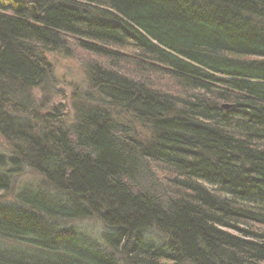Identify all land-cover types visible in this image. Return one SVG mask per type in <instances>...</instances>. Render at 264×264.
I'll use <instances>...</instances> for the list:
<instances>
[{
	"label": "trees",
	"instance_id": "obj_1",
	"mask_svg": "<svg viewBox=\"0 0 264 264\" xmlns=\"http://www.w3.org/2000/svg\"><path fill=\"white\" fill-rule=\"evenodd\" d=\"M30 1L0 14V264H264V0ZM73 48V123L8 112Z\"/></svg>",
	"mask_w": 264,
	"mask_h": 264
},
{
	"label": "rangeland",
	"instance_id": "obj_2",
	"mask_svg": "<svg viewBox=\"0 0 264 264\" xmlns=\"http://www.w3.org/2000/svg\"><path fill=\"white\" fill-rule=\"evenodd\" d=\"M0 14L13 16L14 13L9 7L4 9L0 6ZM38 53L47 66L45 81L31 91H26L25 97L21 96V105L11 106L13 108L7 110L27 118L37 128L45 126L53 129L55 127L53 124L67 127L74 121L75 106L85 102L84 94L89 90L86 69L88 56L74 48L68 54L62 51L42 50ZM11 152L10 144L0 136V155L9 156ZM23 173L13 177V192L25 186H36L41 182V178L35 172L24 169ZM13 194L12 192L6 194L5 200L12 199ZM64 226H71L77 231L84 232L95 239L102 248L105 247L102 236L106 230L97 219L77 220ZM146 234L148 238L157 240V235L153 231ZM13 245L15 244L0 238V248Z\"/></svg>",
	"mask_w": 264,
	"mask_h": 264
},
{
	"label": "water",
	"instance_id": "obj_3",
	"mask_svg": "<svg viewBox=\"0 0 264 264\" xmlns=\"http://www.w3.org/2000/svg\"><path fill=\"white\" fill-rule=\"evenodd\" d=\"M4 2L8 3L13 8H15L16 12H20V11L26 9L27 7H29V9L32 12L33 18L36 20L38 17L36 15L35 7L31 4L29 5V3L27 1H24V0H0V3L2 5L4 4ZM223 108H227V106H223Z\"/></svg>",
	"mask_w": 264,
	"mask_h": 264
},
{
	"label": "bare ground",
	"instance_id": "obj_4",
	"mask_svg": "<svg viewBox=\"0 0 264 264\" xmlns=\"http://www.w3.org/2000/svg\"><path fill=\"white\" fill-rule=\"evenodd\" d=\"M24 1H27L28 3H29V5L31 4V5H33L34 7H35V10H36V15L39 17V15H38V11H37V9H36V6L34 5V3L33 2H31L30 0H24ZM0 6H1V8H8L9 7V9L10 10H12V12L14 13L13 15H16V14H21L22 12H28L29 14H30V17H31V20H35L34 18H33V15H32V12H31V10L29 9V7H27L26 9H24V10H22V11H20V12H16L15 11V8H13L11 5H9L8 3H6V2H4V4L2 5L1 3H0ZM38 17H37V19H38ZM36 19V20H37ZM35 20V21H36Z\"/></svg>",
	"mask_w": 264,
	"mask_h": 264
}]
</instances>
